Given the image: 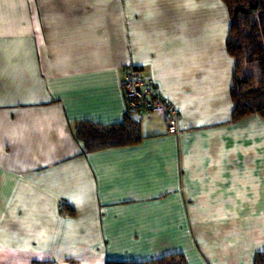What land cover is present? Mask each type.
I'll list each match as a JSON object with an SVG mask.
<instances>
[{"label":"crops","instance_id":"crops-1","mask_svg":"<svg viewBox=\"0 0 264 264\" xmlns=\"http://www.w3.org/2000/svg\"><path fill=\"white\" fill-rule=\"evenodd\" d=\"M221 0H0V264H255L264 119L233 120ZM179 110L85 153L80 123L128 115L131 71Z\"/></svg>","mask_w":264,"mask_h":264},{"label":"trees","instance_id":"trees-1","mask_svg":"<svg viewBox=\"0 0 264 264\" xmlns=\"http://www.w3.org/2000/svg\"><path fill=\"white\" fill-rule=\"evenodd\" d=\"M230 17L226 41L228 55L236 62L231 98L235 105L233 120L240 122L258 115L264 119V0H221ZM120 124L103 126L80 123L75 137L85 153L135 145L143 139L140 124L128 110ZM107 264H187L181 254L150 262H108ZM255 264H264V253Z\"/></svg>","mask_w":264,"mask_h":264},{"label":"built area","instance_id":"built-area-1","mask_svg":"<svg viewBox=\"0 0 264 264\" xmlns=\"http://www.w3.org/2000/svg\"><path fill=\"white\" fill-rule=\"evenodd\" d=\"M128 110L147 111L164 115L168 133L179 132V110L161 93L150 79L141 76L138 69H131L124 82Z\"/></svg>","mask_w":264,"mask_h":264}]
</instances>
